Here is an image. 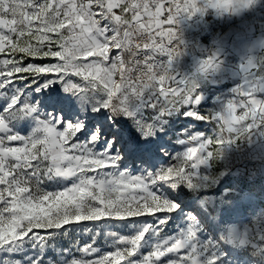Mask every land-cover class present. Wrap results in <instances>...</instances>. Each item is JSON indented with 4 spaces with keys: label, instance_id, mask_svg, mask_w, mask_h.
Instances as JSON below:
<instances>
[{
    "label": "snow or ice",
    "instance_id": "obj_1",
    "mask_svg": "<svg viewBox=\"0 0 264 264\" xmlns=\"http://www.w3.org/2000/svg\"><path fill=\"white\" fill-rule=\"evenodd\" d=\"M0 264H264V0H0Z\"/></svg>",
    "mask_w": 264,
    "mask_h": 264
}]
</instances>
